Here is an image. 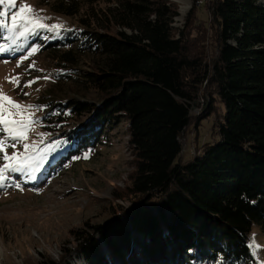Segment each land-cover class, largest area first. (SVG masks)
Here are the masks:
<instances>
[{
  "label": "trees",
  "instance_id": "16d2710c",
  "mask_svg": "<svg viewBox=\"0 0 264 264\" xmlns=\"http://www.w3.org/2000/svg\"><path fill=\"white\" fill-rule=\"evenodd\" d=\"M94 1L39 0L67 16L83 10L46 48L75 63L104 58L82 75L99 99L57 101L39 123L56 136L53 161L96 147L125 122L131 169L113 187L110 221H84L57 260L46 253L29 264H64L71 253L87 264H259L249 235L254 225L264 234V0H193L182 28L170 0ZM188 127L194 151L182 159Z\"/></svg>",
  "mask_w": 264,
  "mask_h": 264
},
{
  "label": "rangeland",
  "instance_id": "374dc122",
  "mask_svg": "<svg viewBox=\"0 0 264 264\" xmlns=\"http://www.w3.org/2000/svg\"><path fill=\"white\" fill-rule=\"evenodd\" d=\"M170 1L176 5L178 11L172 25L182 28L184 17L193 0ZM106 3V0H96L92 5L98 7ZM199 4L200 1H197L196 5ZM25 5L31 11L20 15L43 18L39 23L47 27L36 28L22 37L18 35L22 30L20 28L9 32L6 27H0V47L4 49L0 51V91L20 104L19 111L22 115L33 121L28 125L26 139L13 141L9 138L5 142V152L8 156L13 153L19 155L25 152V143L34 145L28 150L24 161H16L17 164L26 165L23 171L7 174L5 181L0 182V264L36 263L46 253L57 260L62 255L60 246L71 247L68 236L71 228L80 226L84 221L97 225L112 219L109 206L112 203L113 187L123 186L131 169L129 161L132 155L127 145L125 122L106 131L102 142L83 154L67 160L64 152V159L57 157L49 161L48 152L53 142L51 140L56 136L51 137L52 132H46L42 128L39 123L40 116L47 111L50 104L57 101L68 102L74 98L98 100L99 95L84 84L82 75L91 66H101L104 58L97 54H84L78 56L75 63L64 58L61 50L45 47L49 38L58 36L65 28L77 26L78 17L83 14V10L76 15L67 16L53 12L49 6L39 3V0H16L14 6L0 5V12L7 13L0 17L4 25L10 26L12 15L17 14L20 7ZM198 13L201 19L206 20V13ZM18 23H24L19 20V16ZM52 25L61 27L52 29ZM33 81L34 83H30ZM29 84L30 86L25 87ZM202 102L200 106H203ZM29 105L32 107H27ZM16 111L9 108L12 118L19 120L21 117L15 115ZM198 112L197 107L191 111L192 114ZM84 118L85 115L68 118L66 125L56 123V132L62 130L63 134L67 133ZM206 126L204 124L201 129L203 138L208 135V132L205 133ZM6 135L8 133L0 134V140ZM192 137V131L188 127L180 138L182 159L194 151ZM13 143L15 148L11 147ZM5 152H0V167L5 163H12L4 160ZM55 165V172H51ZM119 202L123 205L128 203L127 200ZM249 236L255 259L259 264H264L263 232L254 225ZM133 238L134 249L138 253L139 242L144 237L136 232ZM253 244L256 247H252ZM127 263L130 264L129 261ZM64 264L87 263L71 253L66 256Z\"/></svg>",
  "mask_w": 264,
  "mask_h": 264
},
{
  "label": "snow or ice",
  "instance_id": "6c2138e0",
  "mask_svg": "<svg viewBox=\"0 0 264 264\" xmlns=\"http://www.w3.org/2000/svg\"><path fill=\"white\" fill-rule=\"evenodd\" d=\"M16 0H0V5H15ZM31 9L25 5L20 7L19 12L17 14H13L11 19H12V24L10 26H5L4 22L2 19H0V27H6V30L9 32H15L18 28L22 29L18 32L19 36H25L29 31H34L36 28H45L47 27L46 25L39 23L40 17L36 18H31L26 15H20L26 12H30ZM7 15L5 12H0V17H3ZM18 16L19 20L23 21L24 23H18ZM28 25H32L31 28H29ZM61 27L60 25H52V29H56ZM4 49L0 47V51H3ZM35 49H33V52ZM13 82V81H10ZM30 83H34L30 82ZM30 86L25 85V87ZM27 94V93H25ZM27 107H32L31 105ZM9 108L11 109H16L17 111L15 112L16 116H20L21 119H13L12 118V113L9 112ZM21 108V105L18 103H15L14 101L11 100L10 97L7 95H4L2 91H0V125L3 127L0 128V134L2 133H8V135L4 136L2 140H0V152H5L6 148V141L11 138L13 141L17 139H26V131L28 130V125L29 123H32L30 117H24L22 113L19 111ZM41 135H44L43 133ZM15 143L11 145V147L15 148ZM34 147V145H29L25 143L23 145V148L25 149V152L20 153L17 155L16 153H13L12 156H8L7 153L5 152L4 155V160L5 161H12V163H5L3 167H0V182L5 181L7 178V174H11L13 172H21L23 171L24 167L26 166L24 163H19L17 164L16 161H24L25 157L27 156L28 150ZM19 187V185H17ZM252 247H256L255 244L252 245Z\"/></svg>",
  "mask_w": 264,
  "mask_h": 264
},
{
  "label": "bare ground",
  "instance_id": "6f19581e",
  "mask_svg": "<svg viewBox=\"0 0 264 264\" xmlns=\"http://www.w3.org/2000/svg\"><path fill=\"white\" fill-rule=\"evenodd\" d=\"M182 11H183V9H182Z\"/></svg>",
  "mask_w": 264,
  "mask_h": 264
}]
</instances>
